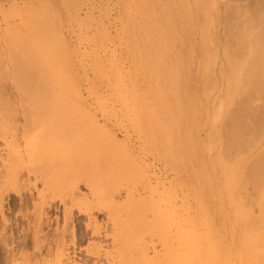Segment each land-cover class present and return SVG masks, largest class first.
I'll return each instance as SVG.
<instances>
[{"label": "rangeland", "instance_id": "374dc122", "mask_svg": "<svg viewBox=\"0 0 264 264\" xmlns=\"http://www.w3.org/2000/svg\"><path fill=\"white\" fill-rule=\"evenodd\" d=\"M223 20L256 45L264 0H0V132L26 163L0 264H264V79Z\"/></svg>", "mask_w": 264, "mask_h": 264}, {"label": "bare ground", "instance_id": "6f19581e", "mask_svg": "<svg viewBox=\"0 0 264 264\" xmlns=\"http://www.w3.org/2000/svg\"><path fill=\"white\" fill-rule=\"evenodd\" d=\"M227 13V12H226ZM225 13V15H226ZM222 19V16L220 17ZM227 18V17H225ZM239 19H241L240 17H238ZM236 19L237 22L234 23L235 24H239L242 21H240L239 19ZM248 21H250V18L248 17ZM239 21V23H238ZM224 20L222 21V24H226L224 28H226L223 33L222 36H226L225 39H221L219 41V45L218 47L221 49H226L227 52V56H228V62L233 63L234 65L236 63H241L242 57L237 53L234 52V45L236 44V42H238V44H247V46L250 47L249 51H248V58L250 60V62H253L254 59H258L260 58V71H261V75L264 79V32L263 29H261L262 31L259 33L258 39H257V50L255 49L256 45H255V39H254V35H253V26H250L249 28H244L243 26L238 25L236 27V33L234 35H229L231 32L233 23L232 22H227L225 20V23H223ZM234 22V21H233ZM252 22V19H251ZM249 22V23H251ZM232 23V24H231ZM232 26H231V25ZM236 24V25H237ZM242 24V23H241ZM234 28V27H233ZM243 28V29H242ZM254 48V49H253ZM247 58V59H248ZM233 72H235V70H233ZM233 83H238L239 79L236 78V76L232 77ZM229 91H230V102L232 100V98H234V95L236 94V91H232V85H230L229 87ZM237 93L239 94V92L237 91ZM229 114H227L228 117ZM225 133L226 135H224L226 137V139L228 138V142H229V135L230 132L227 131V128ZM229 130V129H228ZM19 128L18 126H15L14 129H12L11 127H5L3 131L0 132V137L4 138L5 140H9L10 138H12V140L10 142H7V146L9 148V151L12 152V155H15L16 157V162H11L10 165H4L5 167H8L9 169L11 168V170H9L6 174V176H3L4 174L0 173V177L6 178L5 182L0 181V194L5 192L7 189L11 190V191H15L16 194H18L20 197L22 195L21 191H23V188H25V184H24V175H23V167L26 166L25 161L22 158L21 155V150H20V139H19V134H18ZM236 134L233 133V136H235ZM235 146V145H234ZM12 155H10L9 157L11 158ZM38 157V155H34L32 154L29 161L32 162V160H36ZM9 158V160H10ZM6 184V187L3 185ZM88 229H91V224L88 225ZM100 234V233H99ZM74 238L76 240V236L74 235ZM37 248L40 249V247L37 245ZM90 255H93V252H89ZM59 257L56 260L55 264H63V259L65 254L63 253V250H61L59 252ZM95 256V254L93 255ZM97 258H101V253L99 252L98 254H96Z\"/></svg>", "mask_w": 264, "mask_h": 264}]
</instances>
